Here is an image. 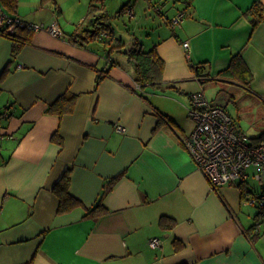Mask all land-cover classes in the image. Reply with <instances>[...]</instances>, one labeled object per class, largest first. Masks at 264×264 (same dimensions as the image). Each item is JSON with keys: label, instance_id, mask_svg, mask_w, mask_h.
Wrapping results in <instances>:
<instances>
[{"label": "crops", "instance_id": "crops-1", "mask_svg": "<svg viewBox=\"0 0 264 264\" xmlns=\"http://www.w3.org/2000/svg\"><path fill=\"white\" fill-rule=\"evenodd\" d=\"M119 1L127 6L115 11L143 19L146 37L133 29L125 40L112 27L111 40H91V0H18L15 18L56 22L63 36L31 30L14 54L0 34V264H264V216L241 196L247 180L212 188L183 142L194 128L189 95L208 85L207 98L242 131L240 108L221 104L222 90L264 131V13L256 26L249 14L264 0ZM64 7L80 26L62 21ZM135 38L164 61L159 89L136 83L121 52ZM235 53L249 87L220 75ZM64 94L74 96L71 109L50 111ZM66 172L80 205L59 212L53 187ZM99 203L104 211L87 214ZM152 237L160 246H149Z\"/></svg>", "mask_w": 264, "mask_h": 264}, {"label": "built area", "instance_id": "built-area-1", "mask_svg": "<svg viewBox=\"0 0 264 264\" xmlns=\"http://www.w3.org/2000/svg\"><path fill=\"white\" fill-rule=\"evenodd\" d=\"M184 12L177 13L170 19L175 25L184 18ZM9 25L12 30L16 25H25L19 19L5 15L0 17V25ZM32 30L46 29L50 34L63 36L56 22L49 26L28 23ZM183 47L189 52V43ZM188 115L194 121L193 131L183 142L200 171L206 176L212 188L221 185L246 181L249 177L261 185V188H247L244 202L263 210L264 216V140H255L242 131L233 116L222 106L212 104L202 90L190 93ZM121 129L120 126H118ZM253 169V170H250ZM259 226L255 227L257 232ZM148 244L152 248L160 246V239L152 237Z\"/></svg>", "mask_w": 264, "mask_h": 264}, {"label": "trees", "instance_id": "trees-1", "mask_svg": "<svg viewBox=\"0 0 264 264\" xmlns=\"http://www.w3.org/2000/svg\"><path fill=\"white\" fill-rule=\"evenodd\" d=\"M47 0H42V3ZM0 6L3 9L4 15L14 19L15 14L18 9V0H0ZM127 5H123L120 10L126 8ZM99 11L98 13H96ZM88 12L89 25L85 26L83 30L89 35L91 40L102 39L104 41L111 40L114 38V30L111 25L107 22L110 18L109 14L105 10V5L102 0H91ZM119 12V11H118ZM117 12V14H118ZM264 5L260 1H255L249 9V14L251 15V22L253 26H256L263 20ZM21 21V20H20ZM23 22V21H21ZM25 25H16L12 30H9V25L4 24L0 27V34L6 36L12 40V52L17 54L22 47V45L29 41V33L32 29L27 27V22ZM23 33V34H22ZM71 40H78L77 36L71 34ZM121 43V41H120ZM122 44L117 46H112L109 49L108 56L110 55L112 49L120 48ZM120 50V49H119ZM124 53L129 62L131 63L134 71V79L136 83L140 86L150 85L153 88L159 89L162 86V74L164 69V61L157 52L156 45L151 46L148 49H144L142 43L135 38L133 44L121 51ZM193 71L197 76H200L199 63L191 64ZM221 76H228L233 78L240 84L249 87L252 81V73L248 66L246 65L242 55L240 53H235L230 59L228 67L221 71ZM101 76L97 78V81ZM74 96L69 94L62 95L57 101H55L50 107V111L57 114H62L71 109L72 101ZM255 139L264 140V132L259 136H255ZM111 182H114L112 180ZM110 182V183H111ZM240 185V184H239ZM248 189H243L241 191V196L245 198ZM53 191L59 198L58 211L67 212L80 205V200L71 194L69 190V174L66 172L61 179L54 185ZM105 208L101 207V204H97L94 208H89L87 214H95L97 211H104ZM263 215V210H260L258 216ZM166 218H162V222ZM255 228V225L252 229ZM179 247V244L177 245Z\"/></svg>", "mask_w": 264, "mask_h": 264}, {"label": "rangeland", "instance_id": "rangeland-1", "mask_svg": "<svg viewBox=\"0 0 264 264\" xmlns=\"http://www.w3.org/2000/svg\"><path fill=\"white\" fill-rule=\"evenodd\" d=\"M119 7H121V3L119 0H108L107 8L112 16H110L107 22L111 25V27L114 28L117 34L122 36L126 40L129 37L131 30L137 29L136 31L140 32V34L144 36L143 34L145 32V29H143L144 32H141L142 30H140L143 26L144 27L146 26L145 23L143 22V19H140L138 16L137 17L130 16L128 12L124 13L123 15H118L117 11L115 10L119 9ZM78 16L79 15H76L75 13L71 12V9L68 10L66 9V7H64V12L62 14V21H66V20H69L71 22L76 21V25L80 26V23L77 22V20H79L77 18H80ZM83 25L85 26L89 25V18H86ZM214 92H215V86L213 85H208L205 89L206 96L209 95L212 96L213 98L215 95ZM219 95H220L219 102L223 105L227 104L229 110H232L234 114H237V108H240L238 109L239 111H241L240 124L244 128V130L248 133V135L253 136L255 138L257 134H258L257 136H259L262 132H264V131H260L259 127L255 126L254 124L255 117H253L251 113L246 112L247 110L242 109L241 105L243 102L241 98L236 96V99H232L230 96L231 93L230 92L228 93L223 90ZM255 140H259V139H255ZM247 182H248L247 183L248 187H253V188L260 187V184L257 183L253 177H249V179H247ZM248 207L252 208L255 211L258 209L257 206L250 204L248 205Z\"/></svg>", "mask_w": 264, "mask_h": 264}]
</instances>
